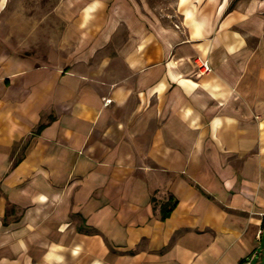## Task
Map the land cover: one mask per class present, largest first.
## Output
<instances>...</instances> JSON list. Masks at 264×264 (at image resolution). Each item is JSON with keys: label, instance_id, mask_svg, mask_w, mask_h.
I'll list each match as a JSON object with an SVG mask.
<instances>
[{"label": "crops", "instance_id": "crops-1", "mask_svg": "<svg viewBox=\"0 0 264 264\" xmlns=\"http://www.w3.org/2000/svg\"><path fill=\"white\" fill-rule=\"evenodd\" d=\"M164 1L172 15L143 0H58L66 58L39 63L0 44V264L254 255L264 0ZM197 59L212 71L200 75ZM8 208L19 218L5 222Z\"/></svg>", "mask_w": 264, "mask_h": 264}, {"label": "rangeland", "instance_id": "rangeland-1", "mask_svg": "<svg viewBox=\"0 0 264 264\" xmlns=\"http://www.w3.org/2000/svg\"><path fill=\"white\" fill-rule=\"evenodd\" d=\"M143 2L152 7L159 6L171 15L173 14L171 2L164 0H143ZM57 4L58 0H0V44L2 47L9 48L10 51L19 55L32 57L39 63L46 61L48 55L53 52L62 58L68 57L71 52L67 47L68 43L65 42L70 35L67 32L68 17L62 16L61 19L55 20L51 16ZM60 7L61 9L69 8L68 1L61 2ZM54 27L55 32H53ZM71 36L75 35L71 34ZM74 51L77 50H72ZM100 59L101 54L98 53L94 60L99 61ZM6 213L5 222L8 221L7 219H18L20 210L9 209ZM5 222L4 219L1 220L3 225ZM258 249V259L261 264H264V236Z\"/></svg>", "mask_w": 264, "mask_h": 264}, {"label": "built area", "instance_id": "built-area-1", "mask_svg": "<svg viewBox=\"0 0 264 264\" xmlns=\"http://www.w3.org/2000/svg\"><path fill=\"white\" fill-rule=\"evenodd\" d=\"M196 65L198 67V72L200 75L208 74L212 71L211 66L209 65L207 60L197 59ZM263 236H264V223L261 224L260 227L258 228V230L256 231V235H255V238L257 241L256 251L254 252V255L250 259H247L245 261V264H250L254 259L259 257L258 256V254H259L258 248H259V243H261Z\"/></svg>", "mask_w": 264, "mask_h": 264}, {"label": "trees", "instance_id": "trees-1", "mask_svg": "<svg viewBox=\"0 0 264 264\" xmlns=\"http://www.w3.org/2000/svg\"><path fill=\"white\" fill-rule=\"evenodd\" d=\"M39 129H42V126ZM175 204H176V202H173L172 205L170 203H167V205H164L161 207V219L162 220H165L166 218L169 217V215H170L171 211L173 210Z\"/></svg>", "mask_w": 264, "mask_h": 264}]
</instances>
